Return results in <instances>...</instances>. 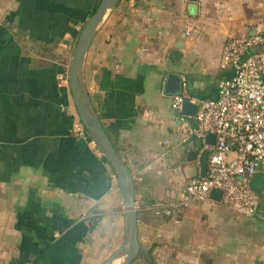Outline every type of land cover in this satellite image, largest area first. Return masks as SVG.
<instances>
[{"label":"crops","instance_id":"0c3cea01","mask_svg":"<svg viewBox=\"0 0 264 264\" xmlns=\"http://www.w3.org/2000/svg\"><path fill=\"white\" fill-rule=\"evenodd\" d=\"M96 3L0 0V264H98L125 237L115 175L72 129L67 67ZM256 22L264 0H118L97 24L82 78L133 177L142 249L128 264H264V196L251 214L212 198L165 209L198 174L202 149L178 129L166 73L213 96L230 73L225 38Z\"/></svg>","mask_w":264,"mask_h":264},{"label":"built area","instance_id":"2783aa9c","mask_svg":"<svg viewBox=\"0 0 264 264\" xmlns=\"http://www.w3.org/2000/svg\"><path fill=\"white\" fill-rule=\"evenodd\" d=\"M222 51L230 73L216 81L213 96L190 95L183 76L179 92L170 94L182 136H194L209 152L204 175L186 178L178 198L165 205L168 213L191 202L210 200L212 188H218L221 200L234 209L251 214L258 208V195L249 178L264 171V25L252 23L243 34L226 37ZM183 97L196 104L193 113L179 112ZM72 129L90 138L79 120ZM208 133L213 135L209 144L205 142ZM90 142L95 144L91 138Z\"/></svg>","mask_w":264,"mask_h":264},{"label":"water","instance_id":"95a60500","mask_svg":"<svg viewBox=\"0 0 264 264\" xmlns=\"http://www.w3.org/2000/svg\"><path fill=\"white\" fill-rule=\"evenodd\" d=\"M118 0H98L91 13L84 20L78 35L76 37L69 65L67 67V82L71 94L72 102L77 113L78 120L87 130L90 138L102 152L108 161L117 181L119 188L122 211L125 220V237L115 250H113L105 259L98 264H111L116 258L121 259L114 264H128L142 249L137 241V225L136 210L133 198V177L126 165L120 158L111 140L107 136L99 117L94 110L89 96L83 85L82 63L86 49L91 41L97 24L107 14V12L116 4ZM184 36V32L180 33V37ZM180 40L177 41L175 47L167 52L169 59H177L179 57L178 47ZM180 90V76L176 72H167L163 82V92L166 94L178 93ZM196 108L194 102L189 101L186 97L182 98L179 112L193 113ZM213 135L208 133L205 138L207 144L211 143ZM208 148L203 147L198 156V175L203 176L206 169ZM250 187L256 192L264 189V171H256L249 178ZM210 198L215 200L221 199V192L218 188H212L209 193Z\"/></svg>","mask_w":264,"mask_h":264},{"label":"rangeland","instance_id":"374dc122","mask_svg":"<svg viewBox=\"0 0 264 264\" xmlns=\"http://www.w3.org/2000/svg\"><path fill=\"white\" fill-rule=\"evenodd\" d=\"M258 196L261 197V196H264V189L260 192H258Z\"/></svg>","mask_w":264,"mask_h":264},{"label":"trees","instance_id":"16d2710c","mask_svg":"<svg viewBox=\"0 0 264 264\" xmlns=\"http://www.w3.org/2000/svg\"><path fill=\"white\" fill-rule=\"evenodd\" d=\"M97 2H98V0H97ZM96 4H97V3H96ZM96 4H95V5H96ZM94 7H95V6H94ZM94 7H93V8H94ZM92 10H93V9H92ZM90 13H91V12H90ZM90 13H89V14H90ZM201 97H203V96H201ZM257 195H258V192H257Z\"/></svg>","mask_w":264,"mask_h":264}]
</instances>
